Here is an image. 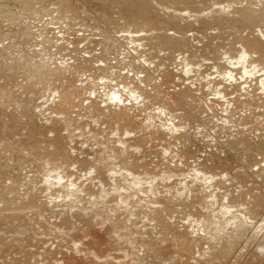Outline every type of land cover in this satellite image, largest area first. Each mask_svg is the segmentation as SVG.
Listing matches in <instances>:
<instances>
[{
  "label": "bare ground",
  "instance_id": "bare-ground-1",
  "mask_svg": "<svg viewBox=\"0 0 264 264\" xmlns=\"http://www.w3.org/2000/svg\"><path fill=\"white\" fill-rule=\"evenodd\" d=\"M7 1L8 0H6V2ZM36 1L37 2H34V0H22V2L19 1L20 3H22V7L24 9L23 11L24 13L23 12L22 13L24 15L26 14V17L28 15V21H27L28 23H25L24 21L26 25H23V27L26 29L27 32H29V30H31L30 28L35 27V25L36 27H38V25H42L43 23H45V26L50 28V30L47 28L49 31L48 34L47 29H45L46 30L45 34L46 35L48 34L47 40H45V35L42 33L44 35V39L42 38L43 40L42 39L40 40L41 43L38 45L40 49L34 44L35 45L34 48H36V50H33L34 48L31 50L33 51V53H35L34 51H37L39 54L38 66L36 65L38 72L34 73L36 74L34 78L32 76V79L30 80L28 79L29 75L30 76L33 75L30 73L33 71L34 68L32 64L27 63L28 56L25 59L27 64L24 65L23 60H22V64L25 66L24 76L26 77V79L24 80L25 81L27 79L29 80V83L31 85L30 87L34 86L33 85L34 82L36 84L38 83L40 89H38L37 87L36 90H39L38 91L39 94L37 95H39L38 96L39 101H42L41 103L43 104H39L38 106L39 109L37 114L38 117L35 118V121L33 122L34 124L30 125V127L28 126L29 129L28 130L26 129L27 132L23 136L19 135L21 138L20 141L13 145L12 151L10 150L13 157H11V155L9 156L12 159L8 158L7 155H4L2 157L3 159L1 165L7 166V164H9L10 171L7 169L8 171L4 172V170L2 169V174L0 173V175H2L0 176V205H2L1 206L2 209L5 210V208H7L9 212L10 210H12L10 208H13V210L11 211L13 214L9 215L6 218V219L9 218V221L7 222H9V226H10L9 229L11 230L10 236L6 238L0 236V260H2L0 264H71V263L77 264L79 261L78 259H80L78 258L79 255H81V257L84 255L83 258L84 260H86L85 258H87V260L90 258H94V259L100 258L101 254H99L100 251L98 248L104 244L103 242L104 240L102 241L103 244L101 245L100 243L102 242L100 241V239L103 238H97V240L96 239L94 240L93 238L97 237L96 232H98L97 234L100 233L99 226H101L100 228H103L102 226H104V222H106L108 225L111 224L113 230L115 226H117L118 229L116 232L112 230L113 233L114 232L115 233L112 236L109 234L111 236V239L110 236L109 239L106 238L109 241L107 240L106 242L105 239L106 246H108L107 244H111V242L112 244H114L115 243L114 239L118 240V238H120L119 240L121 241L125 239L123 241V243H125L124 244L125 246L123 245L124 246L123 250H125L124 253L125 254L127 253V255L134 257L136 260H138L139 263L136 262L135 260V262L138 264L140 263L160 264L161 260L158 261V259H162V258L157 257V253L160 251L165 252L164 250L167 249L166 248L167 245L169 246L170 244H172V240L171 241L169 240L170 235L174 236V237L171 236V239L172 238L175 239V236L176 239L178 238L177 241L173 239L175 242H177L176 245L178 244L179 246L178 253L184 252L185 254H187V258H188L190 256V253H194V251L196 250L198 252L195 254L197 255L199 254L200 257L198 256L199 259L197 260L195 259V260L196 261L199 260L198 262L201 264H205L207 262L206 260L210 258V256L216 258L218 257L217 259L219 260L220 257L222 260H224L226 256L229 257L228 255L230 254L231 251H233L232 248H234V246H232L234 244L233 242H235L237 237H239L237 235L234 236L235 241L232 242L231 245L232 248H230L229 247L230 244L228 241L229 236L234 235L233 232L239 234L240 233L239 231L242 229V227L248 225L250 226L253 223L251 220L252 218L250 219L249 217L253 214L255 215V213H258V210L263 209L264 193H260L257 191L258 193H260V195H257L258 193L255 192L258 198L255 197L256 200L253 202V204L252 202H250L251 200L249 201L248 199L249 195L247 194L249 193V191L248 193L246 192V194L245 192H241L245 190L244 188H242L244 190L240 189L241 191H239L240 195L238 196V198L233 197L230 198L229 200V196L227 197V194L225 196L226 193L225 191H224L225 193L222 194L223 193L222 189L225 187L227 190L228 188L225 186V184L229 182L233 183L235 177H233V179H231L232 175L231 178L229 177L230 174L228 173L230 172V170L227 172L226 171L227 166L225 165H221L220 167H217L214 166L213 163V166H210L208 164L207 165L205 164L204 166L203 165L197 166L196 164L197 162H195V158L193 157V155L190 152H185V150L183 149L184 148L183 142L187 140V136L188 134H190V133L187 134V129L190 128V124L192 125L193 121L190 123V119L192 118L191 114L194 111H192V113L190 114L191 111L187 107L185 108V111L187 112L186 114V112H184V109L182 108L188 106L189 103H190L189 105L190 108L193 105L195 106V104H197V107L199 105V107H202L201 109H204L206 114L211 113L208 115L209 117L214 114L212 118H214L215 120L211 119L210 117L209 121L211 119V121L213 120L214 122H219V121L222 122L224 128L227 127L228 130L230 129L233 130L232 131L233 135L235 132L234 131L235 127L240 126L241 128H243V126H247L246 121L248 120L247 118L249 117H252V120L254 121L252 125H254V127L255 125H259L263 127L262 129L263 131L262 130L261 131L264 132V120H262L261 117L255 116V114L258 111L264 112V31L263 29H261V25L264 24V0H164V1L153 0L155 6V8H153L154 11L152 8H150L147 0L123 1L124 6H128V7L131 6L133 9H136L139 12H149V14L151 13V11L155 12L157 10V4H158L161 7H166L171 10L174 9L179 13V15H181L182 18L186 17L183 14L187 15L188 13L189 14L204 13L208 11L210 8L216 7L214 11H216L217 13L216 15L218 16L217 19L219 18V15L224 17L222 18V20L224 19L228 20L230 19L229 18L230 16L233 17L239 16L238 21L241 20L243 22H246L248 26L249 24H252L257 28L259 27L256 32L257 34H260L258 40H256L254 36L252 37V39L247 38L245 34L244 36L247 39H243V40H238V37H234L233 35H228L227 37H223V38L216 37L217 39L216 38L213 39L217 35L216 34L214 35L213 38L210 36V38H212L213 40L210 39L212 41L209 42L206 41L207 43L205 42V38H204L205 36L203 37L204 39L203 38L200 39L198 41L199 42L198 45L199 46L202 45L200 47L196 45L194 46L193 40L189 36H188L189 39L187 37L186 40H182L178 38V36L176 35L174 37H169L164 35V39L161 38L159 39L157 37L158 25L155 20L149 21L148 19H145L144 24L140 21V25L138 24L139 22H135V23L133 22L129 27L131 21H129L128 18L126 17L125 22L122 25H119L120 23L118 22H120V20H116V19L114 20L113 18V13L117 10L118 4L116 5L115 3L114 6H112V4L109 3V0H80L85 3H88V8L95 11V13L98 15L97 19L92 20L93 24H91L90 21L87 22L88 19L83 22L82 15L75 12L76 10L75 8L77 7V4L76 3L74 4L72 0H36ZM211 5L213 7H211ZM21 8L20 11L23 10ZM2 9L3 7H1V10ZM3 10L1 13H3ZM84 10L86 11L87 9L84 8ZM10 14H9V18H10ZM70 14H72L73 16H71ZM86 14L91 17L89 12H86ZM106 14L112 16V18L108 19V21L112 22V24L114 25L113 27L117 29L116 32H110L108 34L107 32H102L99 30L98 27L99 21L102 22V18L106 16ZM2 16H5V14L4 15L2 14ZM198 17L195 19L197 20ZM2 18L0 19L1 21L7 19V18L4 19ZM15 18L16 17H14V19ZM210 19L212 20V18ZM3 22L1 23L3 24ZM22 22L23 20H21V25ZM211 22L210 24L212 25L213 22L212 23ZM231 22H235V19ZM17 23L15 25H17ZM11 24H14L13 20ZM133 26H135L136 28ZM77 27H81V28L79 30H75ZM94 28L102 33V37L101 36H99V38L96 37L98 35ZM222 28L219 30H224V28L223 29ZM14 29L15 28H13V30ZM130 29H132L131 32L128 31ZM119 30L123 31V33H125L127 36L123 35L121 39H118L115 35ZM124 30L126 32H124ZM4 31H2L3 35L5 33ZM155 31L157 35L154 33ZM7 33H9V31ZM38 33L39 32H37L36 34L38 35ZM131 33L134 36L129 37V34ZM219 33L223 34L224 31L223 32L220 31ZM222 34L219 35L221 36ZM249 35L251 34L249 33ZM25 36L27 39L29 35L25 34ZM11 37H13V35ZM18 37L19 36H17V38ZM17 38H14V40ZM0 39L2 38L0 37ZM3 40H5V38ZM36 40L37 39H35V41ZM2 42L3 41H1V43ZM30 44L32 45V43ZM7 45H5L6 48ZM14 45H17V43ZM42 46H45L44 47L45 50H43L45 54H43L42 52ZM159 47H163L165 49L159 51L158 50ZM8 50H10L11 52V49L8 48ZM23 53L22 54L19 53V54L23 55ZM80 53H85V54L83 57H78ZM17 54H18V50H17ZM206 54H208V56ZM204 55H206V57ZM34 56H36V54ZM201 56L207 59L208 63L204 62L207 65L208 64L210 65V63L212 64L214 60H215L214 62H218L219 60L222 61L223 59L221 58H224V61L226 63L224 64L223 61L222 62L220 61L221 63L219 62L217 63V65L214 64L215 67L211 66V68L213 67L214 69H216L215 71L216 73L215 72L211 73L213 71L212 69H209L210 66L204 70L205 67L202 65L204 58L202 59L201 62V65L204 67L202 68L203 70L199 69V67L201 68L199 63L195 65L196 61L198 62L197 59L202 58ZM209 56L210 58L213 59V61L212 59L207 58ZM32 57L30 56L31 59ZM4 58L7 59L6 57ZM3 59L1 60L3 61ZM15 59H16V55H15ZM209 60L211 62H209ZM14 63L15 62H12L13 65ZM20 63L19 65L18 62L16 64L18 65V68L20 67V69H22ZM222 63L224 66L222 65ZM193 65H195L196 67ZM14 69L15 71L18 70L17 67H15ZM197 69L199 71H197ZM3 72H1V75ZM19 72L21 73L22 71ZM4 74L5 73H3V75ZM14 75L17 77V74ZM12 76L8 75L9 79ZM214 77L217 78L215 79ZM12 79H14V81L12 80L14 83L11 82L10 84L12 85L13 83V87L17 84L18 85L20 84V83L15 84L17 80H15L14 77ZM7 80H6V84H7ZM10 80L8 81L10 82ZM1 82H2L0 83L1 85L3 83L5 84L4 81ZM240 82L241 85L239 86ZM254 83H256L255 85L256 88H260L259 91L261 92V94H259L260 92L259 93L256 92L254 96L252 94L251 95L254 98L256 97L258 99H253L252 97H249L250 93L254 92L252 87L251 88L253 92L249 91L250 89L249 85L253 86ZM41 86L43 88H41ZM245 86L249 87V89H244ZM168 87L172 89L171 91H173L174 89V91L176 92L171 93V91L168 90L170 94L168 95L169 97L167 96L165 97L167 100L166 102H164L162 101L163 99H161L162 97L160 96H164L163 90L165 89L167 90ZM241 87H243L244 90ZM23 89L25 91L27 87L25 88L24 86ZM34 89L35 88L33 87L32 90ZM178 90L179 92L181 90V92L178 93ZM196 90L199 91L197 92ZM237 90H239L240 93L236 92ZM21 92L23 93V91ZM243 92H245V94ZM181 93L184 96H186V99L188 97L189 100L190 99L194 100L195 104L191 103L190 102L191 100L189 102L188 100H186L187 101L186 104L188 105L184 104L183 107V104L181 103L182 99L181 100L179 99V97L181 98L183 96L181 95ZM257 93L260 99L257 96ZM183 100L185 99L183 98ZM17 102L15 101L14 103ZM159 102H162V104L164 103V105L163 106L155 105V104H159ZM195 107L194 109H196L195 112L197 114V111L199 109ZM21 108L22 107H20V110ZM187 109L189 111H187ZM191 109H193V107ZM10 111L11 113H13L12 110ZM27 111L25 112L27 113ZM6 112H8V110ZM194 113L193 115H195ZM206 116H204L205 118L203 117L204 119L201 120L204 122L206 121L204 124L206 125L211 124L210 127H212L213 124H215V126L217 125L216 123L209 122L208 120H206L207 119ZM194 118L196 119V117ZM3 119L5 120V118ZM46 119L50 120L49 122H51V125H49L48 122H46ZM17 120L18 119H16V121ZM252 120L250 121L248 120V122H251ZM0 122L4 123L2 121ZM222 124L218 126L220 127L218 128L219 132L220 130L223 129L221 128ZM249 124L251 123H248V125ZM193 126L196 129L195 125ZM59 127L63 129L62 132L63 134H65V136L60 134L61 132L58 131ZM250 127L251 125L247 129L246 128L245 129L248 130V132H250L251 134H253V131L259 132L260 130V128L258 129V127H255V129L257 128L258 131L254 130L251 127L252 130L249 131ZM241 128H240L241 131L240 133L239 131L237 132L236 130L237 133L235 134V136L239 134V137L243 141H245L248 145L250 143L244 140L247 134L245 133L246 130L242 132L244 128L243 130H241ZM197 129L200 130V128ZM227 129L226 131L229 132ZM203 130L204 131L199 134L200 137H203L201 138L203 139L202 144L206 143L207 142L206 140H209L211 143L212 142L214 143V145L213 143L212 145L215 147V150L219 153V154L216 153V155L223 154L224 147L212 136L211 137L213 139L210 140L211 139L210 134H208L209 129L207 131L205 129ZM0 131H1L0 137H2L0 141L6 149V145H9V142L12 143V139H14L15 130L13 127H8L3 129L0 128ZM213 134L215 135V133ZM220 137L222 136L220 135ZM157 142L161 143L160 146ZM210 142L208 143L210 144ZM152 143L158 144L159 149L157 148L156 144L154 146L158 150H160L161 148V150L163 151V155L165 156L169 155L170 157L172 156L173 159L172 166L173 165L175 166L174 171L168 170L166 168L168 171L166 170L165 172L164 170L161 169L159 162H155L156 159H152L155 161H151V158L150 160L146 159L145 161V159H143V161H141L139 159L134 158V153H138V155L139 154L143 155L145 154L146 151L149 152L151 148L154 149L155 147L150 146L152 145ZM209 144L207 145L208 147ZM68 145L72 147L71 150L73 152V155L72 153L70 154L68 153L67 150ZM210 148H212V146L209 147V149ZM85 149H91V151H94L96 157L94 158V156H92L93 157L92 158L90 155H86V153L84 152ZM39 150L41 151L39 152ZM0 159H1V155H0ZM127 159L132 160V162L136 160L134 161L136 165L134 167L135 168L134 170H132V168L129 167L131 165L133 166L134 163L131 164L130 163L131 161L129 160L130 161L129 162ZM120 160L123 163V165H125L124 163L126 161H128L129 164H127L126 166H123L121 164L122 167L121 166L119 167L118 164L117 165L114 164V162L115 163L117 161L120 162ZM124 160L126 161L123 162ZM147 160H149L150 162ZM174 160L177 161L174 162ZM254 163H258V162H254ZM248 167L249 169L251 168L250 166ZM4 169H6V167ZM239 169L238 172L240 171ZM233 171L232 173H234ZM33 180L35 182H41L39 183L40 186L38 187L39 188L38 190L36 188L35 189L32 188L34 187L32 184ZM96 181H98L97 182L98 185L94 184V182ZM115 182L116 184L122 182L132 183V187L131 189L130 187H126L124 189L125 195H119L118 194L119 189L115 188V186L117 185H114ZM245 184L247 185V183ZM21 188L26 189V191L24 190L25 191L24 195L20 194L21 197L23 195V198L26 196H28L29 198L30 197L29 193L31 195L32 192L31 190L33 189H34L33 191L36 192L38 191L39 197H41L40 199H42L43 197L47 201L45 202L44 200H42L44 201L42 202L39 199V202H42L43 206L49 203L55 205L54 207H56L57 204L55 201H57L60 198L66 199L67 211L64 213L65 215L63 214L64 215L63 218H60L61 217L60 216L58 217L59 219L57 218L56 220L52 219L53 220L52 222L51 218H48L46 216L43 209H38L39 216H34L33 211L35 210L33 208L36 205V200L29 201L31 204V206L29 205L30 208L28 206L27 209L24 208V204L20 202L18 196L15 195V193L20 191ZM30 188L32 189L30 190ZM238 188H240V186H238ZM249 194L251 195V193ZM223 195L226 199L228 198V201L225 200ZM228 195L230 194L228 193ZM252 195L254 194L252 193ZM35 197L38 196H34L32 198ZM21 200L24 201L25 199L24 200L21 199ZM116 201H119L121 204L119 203L117 205H114ZM26 202H28V200ZM101 203H104L105 206H103L104 205L103 204L102 207ZM105 207L107 208V211H104ZM212 207L215 209L218 207L217 212L212 211ZM41 208L43 207L41 206ZM117 208L118 209L122 208L119 210L120 211L122 210L123 212L125 211L126 214L124 215L122 214L123 212H119V210L117 211ZM175 208L178 209V211L184 209L185 212L192 209L195 210L197 208H201L203 210L202 213H200L201 210L200 212L198 211V213L196 211V214H193L189 211V213L187 214L188 216L186 215L185 218L180 217L181 221L183 222L182 228H184L181 230H185V232H187L186 234L184 231H181L179 229L180 227L179 225L177 226V223H180V225H182L181 224L182 222H178L176 220L177 219L176 216H175L176 219L175 217H172L173 215L172 213L177 214L175 212L176 211ZM129 209L131 211L134 210V212L136 210L137 213L136 215H138V217L134 218L136 215L134 214L135 215L134 216L133 213H129L130 212ZM137 211L141 213H138ZM23 213L24 214L26 213L27 217L22 215ZM121 214L124 215V217H122ZM128 214L131 215L128 216ZM139 214L142 215V217L140 215L141 218L139 217ZM21 215L23 216L24 220H26L25 218H28L25 223L24 220H22ZM132 215L134 216L133 221H131ZM182 215L183 217L185 216L184 213L181 214V216ZM168 217L170 218L172 217L173 219L176 220L177 223L174 220H172V224H171L170 222L172 218L169 219ZM138 218L140 221L138 220ZM161 218L163 219L165 218L164 220H166L167 218V220H169L170 224L167 225V227L169 228H166L168 230L165 231L164 226L163 228L162 226H160V228L157 227L159 229H162V231L158 233L157 231L159 229L157 231L156 230L153 231V233L154 232L157 233V234L154 233L155 235H157L155 237L160 238V239H155L153 236L149 235L150 228L148 231L147 226L152 225V223H154V226L158 225L159 224L158 220L160 219V221H162ZM33 219L36 220V222H38V224L40 225V228L43 229L42 233H40L39 236H37L36 238L31 232L33 227L29 225V222ZM135 219L137 220V224L141 222V219L142 222L148 224L151 223V224L144 225L141 223L140 230L138 229L139 225L136 227L138 230L134 228L135 230L140 231L139 233L131 227L135 224L134 222L136 221ZM121 220H123L124 223L127 224L118 225L120 222L123 223V221ZM2 221L4 222L5 220L2 219ZM2 221L0 222L3 223ZM115 221H117V223H115ZM248 222H250L251 224ZM163 223L164 222H162L161 224ZM93 225H98L97 226L98 228L96 227L93 230ZM24 226L27 227V230L29 227V231H26ZM142 227L144 231L142 230ZM104 228L106 229V226H104ZM154 228L157 229L156 227ZM96 229H98V231L95 232ZM106 230H110V229L107 228ZM100 231L102 232V230ZM103 231L105 230L103 229ZM146 231H148L149 233ZM153 233L151 232L152 235H154ZM159 233H161V235ZM47 235H51V237L48 236L49 241L45 239L47 238ZM51 238L54 239L53 243L50 241ZM243 238L240 239L243 240ZM231 239L233 240V237ZM190 240H192L193 244L191 243ZM20 241L21 242L28 241L29 245L28 247L21 249V256H18L20 254H14L15 253L14 251H19L21 247V245L19 244ZM45 241L46 243L47 242L51 243L50 245L49 243L47 245L49 246L48 247L49 249L46 248L47 246ZM121 241H119V243ZM195 241L196 244H194ZM205 241L207 242L209 241L208 244L210 246L206 245L207 243H205ZM237 241L235 242V244H237ZM117 243L118 242L115 243V246H117ZM221 243H223L224 247L227 244V246L230 248V249L227 248L228 250L226 249L228 251L227 253L229 254L228 255L225 254L224 258H222L223 257L222 253H226V250L225 249L223 250V246ZM112 244L109 245V247L112 246ZM164 244L166 246L165 248L163 246ZM190 245L191 247H188ZM144 246L146 247L144 248ZM149 246L153 247L154 250L149 249L150 248ZM205 246L207 247V249L204 248ZM259 246H258L259 250L257 248L258 250L257 253L264 252V244ZM62 247L65 248L67 247L66 249L70 253L74 251L73 252L74 254L73 253L70 254L71 257L73 258V260L71 259V262H69L70 259L68 261L66 257L65 260L60 258L61 260L59 261H57V259H59L57 258L56 260H54L57 261L56 263L54 262L50 263V261H47L49 260L48 258H52V256L55 257L60 255V253L64 251V250L59 251L60 248ZM112 247H114V245ZM138 247L141 248L143 247L144 249L148 248L149 251L151 250L150 252L152 254L149 252L147 255L145 253L146 251L143 248L141 250V248L138 249ZM30 248H32L33 251H30ZM135 248H136L135 250L136 252L134 251ZM175 249H173V251ZM137 250L140 252L142 251V253H145L143 254L142 257H144V255L147 256L142 258L141 253L138 254V255L141 254L140 256L136 255L138 253ZM219 250H223V252L221 251L220 254ZM244 250L245 249H243V251ZM243 251L241 252L243 253ZM104 254L105 253H103V256ZM195 254H193V256ZM15 256L17 258L19 257V259L15 258ZM182 256L184 255L182 254ZM258 256H260V254H258ZM258 256L256 255V257ZM176 257L174 255L167 256L168 258L166 260L167 262L164 264L169 263L168 261H170V264H185V263L187 264L186 261L188 259L183 258L182 261L180 256L179 258ZM194 257L197 258L196 255ZM126 258L128 259L130 257H126ZM190 258L188 260L189 261L188 263H190V261L193 260V259L191 260ZM83 259H80V261ZM94 259H92V261H94ZM46 261L48 263H46ZM198 262L194 264H197Z\"/></svg>",
  "mask_w": 264,
  "mask_h": 264
},
{
  "label": "rangeland",
  "instance_id": "rangeland-1",
  "mask_svg": "<svg viewBox=\"0 0 264 264\" xmlns=\"http://www.w3.org/2000/svg\"><path fill=\"white\" fill-rule=\"evenodd\" d=\"M9 1V2H8ZM7 2H6V0L4 1H2V0H0V19L2 18V19H4V18H9V14H10V18L7 20V19H4L3 21H1V22H3V24L0 22V35H2V36H0L2 39H0V71L1 72H3L4 70V72L3 73H5L4 75H3V73H2V75H3V77H2V75H1V72H0V83H2L1 81H4L5 82V84L3 83L2 85L0 84V86H2V87H0V108L2 109H0V121H2V122H4V123H1L0 122V128L1 129H3V128H8V127H13L14 128V130H15V136H14V139H12V143H10L9 142V145H6V149H5V147H4V145H2V143H1V141H0V155H1V161H0V173L2 174V169L4 170V172H7L8 170L10 171V166H9V164H7V166H2L1 165V162H2V157L4 156V155H7L8 156V158H11V157H13L12 156V153L10 152V150L12 151V147H13V145L15 144V143H17V142H19L20 141V136L19 135H21V136H23L26 132H27V130L29 129V127H30V125H33L34 123V121H35V118L36 117H38V111H39V109H38V106H39V104H43V103H41L42 101H39V95H37V94H39L38 93V91L39 90H36L37 89V87H38V89H40V87H39V85H38V83L36 84L35 82H34V86H32V87H30L31 85H30V83H29V80L30 79H32V76H33V78L35 77V75L36 74H34V73H37L38 72V69H37V66H38V61H39V54H38V52L37 51H34L35 53H33V51H31L33 48H34V46L36 45L37 47H38V45L41 43V39L43 38L44 39V35H45V40H47V38H48V29L50 30V28H48V27H46L45 26V23H43L42 25H38V27H36V25H35V27H33V28H30L31 30H29V32H27L26 31V29L23 27V25H26L25 23H28L27 21H28V15H27V17H26V14L24 15L23 13V11H24V9H23V7H22V3H20V2H22V0H8ZM13 1V2H12ZM16 2V4H15V2ZM123 1H125V0H109V3L110 4H112V6H114V4L116 3V5H117V10L113 13V18H114V20L116 19V20H120V22H118V23H120L119 25H122L124 22H125V20H126V17L128 18V20L129 21H131V23L129 24V27L131 26V24L134 22H139L138 24L140 25V21L144 24V22H145V19H148L149 21H152V20H155L156 21V23H157V25H158V29H157V31H158V35L156 34V31L154 32L156 35H157V37L160 39H164V35H166V36H169V37H174L175 35L176 36H178V38H180V39H182V40H186V38L189 36L190 38H192V40H193V43H194V46L196 45V46H198V47H200V46H202V45H198V41L200 40V39H202L204 36V38H205V42L207 41V42H209V41H212L213 39H215L216 37L217 38H223V37H227L228 35H233L234 37H238V40H243V39H247V38H250V39H252V37L254 36V38L256 39V40H258L259 39V37H260V34H257L256 32H257V30H258V28L256 27V26H254V25H252V24H249V26L247 25V23L246 22H243V21H238L239 20V16H230L229 18L230 19H224V20H222V18H224V17H222L221 15H219V18L217 19V17L218 16H216L217 15V13H216V11H214L215 9H216V7L214 8L212 5H211V7H213V8H210L208 11H206V12H204V13H192V14H187V15H185V14H183L184 16H186V17H181V15H179V13L177 12V11H175L174 9H168V8H166V7H161V6H159L158 4H157V10L155 11V12H153L154 11V9L153 8H155V6H154V2H153V0H147L148 1V3H149V6H150V8H152L153 9V11H151V13L149 14V12H139L138 10H136V9H133L131 6L130 7H128V6H124V2ZM164 1V0H163ZM2 2V3H1ZM34 2H37L36 0H34ZM72 2L75 4H77V7L75 8L76 10H75V12L76 13H79V14H81L82 15V18H83V22L84 21H86L87 19V22L88 21H90L91 22V24H93V21L92 20H94V19H97V17H98V15L95 13V11H93L92 9H89L88 8V3H85V2H83V1H80V0H72ZM112 2V3H111ZM7 3V4H6ZM20 3V4H19ZM73 4V5H74ZM7 6V7H6ZM22 8H21V7ZM1 7H3V9L5 10H3V13H1L2 12V10H1ZM4 7H6V8H4ZM10 8H11V11H10ZM20 8L21 9H23L22 11H20ZM84 8H86L87 10L85 11L84 10ZM213 10V11H212ZM9 11V12H8ZM176 13H175V12ZM211 11V12H210ZM6 12V13H5ZM15 13V15H14V13ZM23 12V13H22ZM86 12H89L90 13V15H91V17L89 16V15H87L86 14ZM168 12H169V14H168ZM171 12V13H170ZM173 12V13H172ZM213 12V13H212ZM19 13H22V14H19ZM212 13V14H211ZM2 14L4 15L5 14V16H2ZM18 14V15H17ZM172 14H174V15H172ZM21 15V16H20ZM71 16H73L72 14H70ZM172 15V16H171ZM175 15H176V17H175ZM178 15V16H177ZM209 15V16H208ZM214 15V16H213ZM17 16H18V18H17ZM22 16H24V17H22ZM180 16V17H179ZM190 16H192V17H190ZM193 16H194V18H193ZM196 16V17H195ZM199 16V17H198ZM213 16V17H212ZM221 16V17H220ZM14 17H16L15 19H14ZM123 17H124V19H123ZM130 17V18H129ZM178 17V18H177ZM198 17V19L196 20L195 18H197ZM202 17H203V19H202ZM235 19V22H231V21H233L234 19ZM19 18H21V19H19ZM23 18H26V19H23ZM112 18V16L111 15H108V14H106V16H104L103 18H102V22L101 21H99V24H98V27H99V30L100 31H102V32H107L108 34L110 33V32H116V30L117 29H115V27H113L114 25L112 24V22H110V21H108V19H111ZM199 18H200V21H199ZM206 20H205V19ZM210 18H212V20L210 19ZM214 18V19H213ZM221 18V19H220ZM13 20V23L14 24H11L12 23V20ZM140 19H142V20H140ZM187 19V20H186ZM189 19V20H188ZM219 19H220V21H219ZM232 19V20H231ZM11 20V21H10ZM18 20V21H17ZM21 20H23V22H22V25H21ZM190 20H192V21H190ZM8 21V22H7ZM20 21V22H19ZM24 21H25V23H24ZM77 21H79V20H77ZM196 21H198V22H196ZM201 21H202V23H201ZM213 23H212V22ZM217 21V22H216ZM219 21V22H218ZM225 21H226V23H225ZM238 21V22H237ZM18 22V23H17ZM200 22V23H199ZM210 22L212 23V25L210 24ZM241 24H240V23ZM246 23V24H243V23ZM17 23V25H15ZM24 23V24H23ZM208 23V24H207ZM221 23V24H220ZM223 23H225V24H223ZM230 25H229V24ZM232 23V24H231ZM2 24V25H1ZM7 24V25H6ZM228 26H227V25ZM6 25V26H5ZM13 25V26H12ZM16 27H15V26ZM19 25H21V26H19ZM115 25H117V24H115ZM208 27H207V26ZM221 25H222V27L224 28V30H219V29H221L222 27H221ZM233 25H235V26H233ZM9 26H10V28H9ZM19 26V27H18ZM44 26V27H43ZM3 27H4V29H3ZM7 27V28H6ZM11 27H12V29H11ZM24 28V30H23V28ZM133 27H135V26H133ZM227 27V28H226ZM263 27V28H262ZM2 28V29H1ZM6 28V29H5ZM13 28H15L14 30H13ZM20 28V29H19ZM22 28V29H21ZM48 28V29H47ZM81 27H77L75 30H79ZM136 28V27H135ZM222 28V29H223ZM226 28V29H225ZM232 28V29H231ZM9 29V30H8ZM18 29V30H17ZM45 29H47V35L45 34L46 33V30ZM95 29V28H94ZM261 29H263V31H264V24H262L261 25ZM5 30V31H4ZM12 30V31H11ZM20 30V31H19ZM38 30V31H37ZM96 30V29H95ZM233 30H234V32H233ZM2 31H4L5 33H4V35H3V32ZM9 31V33H7ZM16 31V32H15ZM25 31H26V33H25ZM93 31V30H92ZM100 31H98V30H96V33H97V35L98 36H96L97 38H99V36H101L102 37V33L100 32ZM129 32H131L132 31V29H130V30H128ZM223 32L224 31V33L222 34V33H219V32ZM229 31V32H228ZM249 31V32H248ZM18 32V33H17ZM21 32V33H20ZM31 32V33H30ZM32 32H33V35H32ZM37 32H39L38 33V35L36 34ZM124 32H126L125 30H124ZM218 32V33H217ZM227 32V33H226ZM14 33V34H13ZM17 33V34H16ZM44 35H43V34ZM229 33V34H228ZM230 33H232V34H230ZM243 33V34H242ZM247 33V34H246ZM249 33L251 34V35H249ZM256 33V34H255ZM6 34V35H5ZM25 34H28L29 36H30V38H29V36H28V38L27 39H29V40H27L26 39V36H25ZM41 34V35H40ZM161 36H160V35ZM218 36H217V35ZM219 34H222L221 36L219 35ZM226 34V35H225ZM238 34H239V36H238ZM244 34H245V36L247 37H245L244 36ZM9 35H10V37H9ZM13 35V37H11ZM15 35V36H14ZM37 37H36V36ZM123 35H126L125 33H123V31H117V33H116V37L118 38V39H121V37L123 36ZM186 35V36H185ZM214 35H216L215 37H214ZM237 35V36H236ZM248 35V36H247ZM258 35V36H257ZM5 36V37H4ZM8 36V37H7ZM17 36H19L18 38H17ZM25 38H24V37ZM33 36H34V38H33ZM40 36V37H39ZM41 36H43V37H41ZM127 36V35H126ZM131 36H134V35H132V33L131 34H129V37H131ZM207 36V37H206ZM210 36L213 38H210ZM242 36V37H241ZM5 38V40H3L4 38ZM31 37H32V39H31ZM36 37V38H35ZM189 37H188V39H189ZM8 38H9V40H8ZM14 38H17V39H15L14 40ZM96 38V39H97ZM184 38V39H183ZM197 40H196V39ZM203 38V39H204ZM216 38V39H217ZM28 41H26V40ZM30 39H31V41L32 40H34V41H30ZM35 39H37L36 41H35ZM42 39V40H43ZM207 39V40H206ZM210 39H212V40H210ZM19 42H18V41ZM21 40V41H20ZM24 41V43H23V41ZM1 41H3L2 43H1ZM9 41V42H8ZM12 41V42H11ZM25 41H26V43H25ZM14 42V43H13ZM17 43V45H14V44H16ZM37 42V43H36ZM206 42V43H207ZM6 43V44H5ZM13 43V44H12ZM21 43H23V44H21ZM30 43H32V45L30 44ZM213 43V42H212ZM8 44V45H7ZM35 44V45H34ZM123 44H125V43H123ZM5 45H7V48H6V46ZM1 46H2V48H1ZM5 46V47H4ZM12 46V47H11ZM28 46H30V47H28ZM33 46V47H32ZM26 47H28V48H26ZM45 46H42V52H43V50H45V48H44ZM6 50H5V49ZM8 48L9 49H11V52H10V50H8ZM15 48H17V49H15ZM19 48V49H18ZM26 48V49H25ZM39 48V47H38ZM238 48H239V46H238ZM4 49V50H3ZM23 49V50H22ZM29 49V50H28ZM40 49V48H39ZM51 49H52V47H51ZM165 48H163V47H159L158 48V50L160 51V50H164ZM2 50V51H1ZM17 50H18V54H17ZM19 50H21V51H19ZM33 50H36V48H34ZM4 51V52H3ZM9 51V52H8ZM24 53H23V52ZM158 51V52H159ZM3 52V53H2ZM216 52V51H215ZM11 53H12V55H11ZM14 53V54H13ZM22 54L23 53V55H20V54ZM31 53H33V54H31ZM36 54V56H34ZM43 54H45V52H43ZM84 54L85 53H80V55L78 56V57H83L84 56ZM164 54V53H163ZM163 54H161V55H163ZM15 55H16V59H15ZM26 55V56H25ZM32 57V56H34V57H32V59L30 58V56ZM207 56H208V54H206ZM206 55H204L205 57H206ZM18 56V57H17ZM22 56H24V57H22ZM27 56H28V58H27ZM4 57H6L7 59H8V61H10V62H8L7 61V59H5ZM10 57V58H9ZM13 57V58H12ZM202 57V56H201ZM205 57H202V58H198L197 60H198V62L196 61V64L195 65H197V63H199V65L201 66V68L199 67V69H201V70H203L202 68H204V70L205 69H207L209 66V69H212V71L213 72H211V73H214L215 71H216V69H214L213 67L211 68V66H214L215 67V65H217V63H219L221 60H219L218 62H214L213 61V59L212 58H210V56L209 57H207V58H209V59H212V64L210 63V65L208 64H206V63H204V62H207L208 63V61H207V59L205 58ZM4 58V59H3ZM24 58V59H23ZM27 58V63L29 64H32V66L34 67L33 68V71L30 73V74H33V75H29V80L27 79L26 81L24 80V79H26V77L24 76V72H25V66L24 65H26L27 63H26V59ZM34 58V59H33ZM38 58V59H37ZM204 58V59H203ZM1 59H3V61L1 60ZM15 59V60H14ZM36 59V60H35ZM201 59V60H200ZM202 59H203V62H202ZM221 59H223L222 61L224 62V64L226 63L225 61H224V58H221ZM6 60V61H5ZM12 60V61H11ZM22 60H23V64H22ZM200 60V61H199ZM206 60V61H205ZM225 60H227V59H225ZM20 61H21V63H20ZM31 61V62H30ZM35 61H37V62H35ZM221 61V62H222ZM3 62V63H2ZM12 62H15L14 63V65L12 64ZM18 62V65H19V63H20V66H21V68L22 69H20V67L18 68V65L16 64ZM201 62H202V65L204 66H202L201 65ZM209 62H211L210 60H209ZM220 62V63H221ZM6 63V64H5ZM35 63V64H34ZM205 64H206V66H205ZM215 64V65H214ZM37 65V66H36ZM195 65H193V66H195ZM221 65V64H220ZM222 65H223V63H222ZM7 66V67H6ZM17 67V71H18V73H17V71H15V67ZM224 66V65H223ZM226 66V65H225ZM5 67V68H4ZM9 67V68H8ZM14 67V68H13ZM196 67V66H195ZM23 68H24V71H23ZM2 69V70H1ZM12 69V70H11ZM13 69H14V72H13ZM20 69V70H19ZM35 69V70H34ZM208 69V70H209ZM10 71H11V73H10ZM19 71H22L21 73L19 72ZM197 71H199L198 69H197ZM12 72H13V74H12ZM207 73H208V71H207ZM216 73V72H215ZM14 75V74H17V77L14 75V76H12V75ZM8 75H10V76H12V77H10V79H9V77H8ZM19 75V76H18ZM21 76H23V77H21ZM28 76V75H27ZM15 78V80H17L16 82H15V84H17V83H20L19 85L17 84V85H15L14 87H13V81H14V79H12V78ZM19 77V78H18ZM5 78V79H4ZM16 78H18V79H16ZM215 79L217 78V77H214ZM213 78V79H214ZM10 80V82L8 81V80ZM23 79V80H22ZM6 80H7V84H6ZM13 80V81H12ZM195 81V80H194ZM9 82V83H8ZM11 82H13L12 83V85L10 84ZM31 82V81H30ZM244 83V82H243ZM9 84V85H8ZM6 85V86H5ZM12 87H11V86ZM21 85V86H20ZM36 85V86H35ZM241 85V82L239 83V86ZM255 85H256V83H254L253 84V86L252 85H249L250 86V89H249V87H246L245 86V88L244 89H249V91L251 92H253V90H254V92L253 93H250V92H248V93H250V95H249V97H252L253 99H258V98H254L253 96H254V94H256V92H260L259 90H260V88H256L255 87ZM8 86V87H7ZM24 86H25V88L27 87V91H26V93H25V91H24ZM33 87L35 88L34 90H32L33 89ZM253 88V90H252V88ZM7 88V89H6ZM19 88V89H18ZM30 88V89H29ZM41 88H43L42 86H41ZM242 89H243V87H241ZM240 88V89H241ZM9 89V90H8ZM23 89V90H22ZM243 89V90H244ZM258 89V90H257ZM11 90V91H10ZM16 90V91H15ZM19 90V91H18ZM32 90V91H31ZM42 90V89H41ZM152 90V89H151ZM150 90V91H151ZM166 90V89H165ZM165 90H163V92H164V96H160V97H162L161 99H163L162 101H164V102H166V96L167 97H169L168 95L170 94V92L168 91V90H172L171 88H167V90H166V92H165ZM177 90V89H176ZM242 90V91H243ZM255 90H257V91H255ZM21 91H23V93L21 92ZM35 91V92H34ZM167 91H168V93H167ZM197 92L199 91V90H196ZM6 92H8V93H6ZM37 92V93H36ZM173 92H176V91H174V89H173V91H171V93H173ZM180 92H181V90H180ZM179 92V90H178V93H180ZM236 92H238V93H240L239 92V90H237ZM17 93V94H16ZM21 93V94H20ZM36 93V94H35ZM244 94H245V92H243ZM258 93H257V96H258ZM13 94H15V95H13ZM23 94V95H22ZM25 94V95H24ZM156 94H157V91H156ZM253 96H252V95ZM259 94H261V92L259 93ZM2 95V96H1ZM7 95H9V96H7ZM17 95H18V97H17ZM180 95V94H179ZM181 95H183L182 93H181ZM11 96V97H10ZM15 96V97H14ZM256 96V95H255ZM259 97V96H258ZM1 98H2V101H1ZM170 98H172V97H170ZM183 98L185 99V100H183ZM252 98H250V99H252ZM11 99V100H10ZM21 99V100H20ZM179 99L181 100V103L183 104V107H184V104H186L187 103V101L186 100H188V102L190 101L191 103H193V104H195V102H194V100H192V99H188V97H187V99H186V96H182L181 98L179 97ZM259 99H260V97H259ZM9 100V101H8ZM17 100H18V102H17ZM262 100V99H261ZM17 102V103H14V102ZM26 101V102H25ZM29 101V102H28ZM182 101H184V102H182ZM193 101V102H192ZM6 102V103H5ZM20 102V103H19ZM19 103V104H18ZM161 103V104H160ZM14 104V105H13ZM28 104V105H27ZM21 105V106H20ZM22 105H24V106H22ZM155 105H161V106H163L164 105V103L162 104V102H159V104H155ZM186 105H188V104H186ZM189 105H190V103H189ZM189 105L188 106H185L184 108H182V109H184V112H186L185 111V108H187L188 107V109L191 111L190 112V114L192 113V111H196V109H194V107L195 108H197V109H199L198 111H197V114H196V112L194 113L195 115H193V113L191 114L192 115V118L190 119V123L192 122V125L190 124V128H188L187 129V134L188 133H190V134H188V136H187V140L185 141V142H183V145H184V150H185V152H190L192 155H193V157L195 158V162H197L196 164H197V166H201V165H210V166H213V163H214V166H217V167H220L221 165H225V166H227V169H226V171L228 172L229 170H230V172L228 173V174H230V178H231V175H232V178L231 179H233V177H235L234 178V180H233V183H231V182H229V183H226L225 184V186L226 187H228L227 188V190H226V188L224 189H222V191H223V193L222 194H224L225 192V196H226V194H227V197L229 196V200H230V198H238V196L240 195V193H239V191H241V190H244V191H241V192H245V194H246V192L248 193V191H249V193H251V195L248 193L247 195H249V197H248V199H249V201L250 202H252V204H253V202L256 200V198H258L257 197V195H260V193H264V166H262V165H264V132H262L263 130V127H261V126H259V125H255V127H258V129L260 128V130H259V132H255V131H253V134H251L250 132H248V130H246L250 125H251V127L254 129V130H256V131H258L257 130V128L255 129V127H254V125H252V123L254 122L253 120H252V117H249V118H247L249 121L250 120H252L251 122H248V120L246 121V123H247V126H243V128H244V130H243V128H241L240 126L238 127H235V132H234V135H233V130L232 129H230V130H228L227 129V127H225L224 128V125L222 124V122H214L213 120L211 121V119H214V118H212L213 116H214V114L213 115H211L210 117H211V119H210V121H209V114H211V113H209V114H206V112L204 111V109H201L202 107H199V105H198V107H197V104H195V106L193 105L192 107H193V109H191L190 107H189ZM3 106V107H2ZM29 106V107H28ZM31 106V107H30ZM10 107H11V109H10ZM20 107H22L21 108V110H23V111H21L20 110ZM24 107V108H23ZM9 108V109H8ZM3 109H4V112H3ZM5 109H7L8 110V112H6L7 110H5ZM14 109H15V111H14ZM187 109V111H189ZM251 109H253V108H251ZM10 110H12L13 111V113H11V111ZM28 110V111H27ZM1 111H2V113L4 114H2L1 113ZM10 111V112H9ZM25 111H27V113L25 112ZM5 112H6V114H5ZM201 112H203V113H201ZM251 112V111H250ZM249 112V113H250ZM9 113V114H8ZM189 113V112H188ZM50 114V113H49ZM48 114V115H49ZM186 114H187V112H186ZM200 114V115H199ZM205 114V115H204ZM4 116V117H2V116ZM5 115H7V116H5ZM10 115V116H9ZM13 115H14V117H13ZM207 115V116H206ZM250 115V114H249ZM18 116V117H17ZM50 116V115H49ZM74 116V115H73ZM196 117V119L194 118V117ZM204 116H206V120H208L209 122H213V123H216L217 125V127L215 126V124H213V126L212 127H210L211 126V124L210 125H206V124H204L205 122L204 121H201L202 119H204L205 117ZM255 116H258V117H261V119L262 120H264V118H262V117H264V112L262 111H258L256 114H255ZM12 117V118H11ZM26 117V118H25ZM27 117H28V119L30 120H28L27 119ZM30 117V118H29ZM32 117V118H31ZM40 117V116H39ZM75 117V116H74ZM204 117V118H203ZM3 118H5V120L3 119ZM26 120H25V119ZM76 118V117H75ZM254 118V117H253ZM9 119V120H8ZM16 119H18L17 121H16ZM38 119H40V118H38ZM192 119H194V120H192ZM198 119V120H197ZM10 120H11V123H10ZM196 120V121H195ZM215 120V119H214ZM41 121V120H40ZM50 120L49 119H46V122H48V124L49 125H51V122H49ZM194 121H195V123H194ZM216 121H218V120H216ZM16 122H17V124H16ZM25 122V123H24ZM22 123V124H21ZM219 123V124H218ZM248 123H251V124H249L248 125ZM26 124V125H25ZM29 124V125H28ZM222 124V126H221V128H223L222 130H224V131H222V130H220V132H219V129L218 128H220V127H218L219 125H221ZM256 124V123H255ZM193 125H195V127H196V129L194 128V126ZM196 125H199V126H196ZM202 125V126H201ZM17 126V127H16ZM25 127V128H23V127ZM29 126V127H28ZM191 126H193V127H191ZM202 128H201V127ZM207 126V127H206ZM215 126V127H214ZM3 127V128H2ZM204 127V128H203ZM250 127V129H249V131H251L252 130V128ZM61 127H59V132H61L60 134H62V135H64L65 136V134H63V129L61 128ZM191 128H192V130H191ZM197 128H200V130H198ZM209 130H208V129ZM213 130H212V129ZM218 130H217V129ZM229 128V127H228ZM236 128H239V129H236ZM240 128H241V130H243L242 132H244L245 130L247 131H245V133H247L246 134V137L244 138V140H246V141H248L250 144H248L247 145V143L245 142V141H243L240 137H239V134H237L236 136H235V134L239 131V133L241 132L240 131ZM246 128V129H245ZM17 129H18V132H17ZM21 129V130H20ZM25 129V130H24ZM27 129V130H26ZM201 129H202V131H201ZM203 129H205L206 131L208 130V134H210V140H212L213 138L214 139H216L223 147H224V152H223V154H221V155H218L219 153L215 150V147L213 146L214 145V143H213V145H212V143L209 141V140H206L207 142L206 143H208V142H210V144H209V147H211L212 146V148H210L209 149V147L207 146L208 144H206V143H204V144H202L203 142H202V140L203 139H201V138H203V137H200L199 136V134L200 133H202L204 130ZM226 129L229 131V132H227L226 131ZM234 129V128H233ZM191 130V131H190ZM210 130H212V131H210ZM215 130H217V131H215ZM236 130H237V132H236ZM262 130V131H261ZM197 133H196V132ZM231 131V132H230ZM260 131H261V133H260ZM1 132V131H0ZM65 133V132H64ZM78 133H80V132H78ZM213 133H215V135L213 134ZM250 133V134H249ZM259 133V134H258ZM1 134V133H0ZM18 134V135H17ZM218 134V135H217ZM222 136V137H220V135ZM195 135V136H194ZM197 135V136H196ZM247 135H249V136H247ZM1 136V135H0ZM213 138H212V137ZM263 136V137H262ZM229 137H231V138H229ZM236 137V138H235ZM249 137V138H248ZM258 137V138H257ZM1 138L2 137H0V140H1ZM16 138V139H15ZM217 138H219V139H217ZM221 138V139H220ZM227 138V139H226ZM229 138V139H228ZM257 138V139H256ZM190 139V140H189ZM225 139H226V141H225ZM261 139V140H260ZM220 140H222V141H220ZM189 141V142H188ZM199 141V142H198ZM258 141V142H257ZM201 142V143H200ZM242 142V143H241ZM158 144H159V146H160V142H157ZM185 143V144H184ZM186 143H188V144H186ZM254 143V144H253ZM5 144V143H4ZM156 143H152V145H150V146H153V147H155L154 145H155ZM158 144H156L157 145V148H158ZM194 144V145H193ZM226 144V145H225ZM244 144V145H243ZM10 145H11V147H10ZM9 146V147H8ZM244 146V147H243ZM3 147V148H2ZM194 147V148H193ZM206 147V148H205ZM214 147V148H213ZM229 147V148H228ZM69 148V149H68ZM71 146L70 145H68V147H67V150H68V153L70 154V153H72V155H73V152H72V150H71ZM156 147L153 149V148H151L150 150H149V152H145V154H139L138 155V153H134V158L135 159H139V160H141V161H143V159H145V161H146V159H149L150 160V158H151V161H155V160H152V159H156V161L155 162H159V165L161 166V169L162 170H164L165 172H166V170L168 169V170H172V171H174L175 170V166L173 167L172 166V156L170 157L169 155L168 156H165V155H163V151L161 150V148H160V150H158ZM41 149V148H40ZM198 149V150H197ZM258 149V150H257ZM2 150H4V151H2ZM187 150V151H186ZM257 150V151H256ZM6 151H8V152H10V153H8V152H6ZM41 150H39V152H40ZM87 151V152H86ZM91 153H90V152ZM4 152V153H3ZM84 152L86 153V155H90L91 157L92 156H94V158L96 157L95 156V152L94 151H91V149H85L84 150ZM205 152V153H204ZM260 152V153H259ZM201 153H202V155H201ZM216 153H218L217 155H216ZM227 153V154H226ZM93 154V155H92ZM254 154V155H253ZM9 155H11V157L9 156ZM153 155V156H152ZM207 157H206V156ZM162 156V157H161ZM164 156V157H163ZM219 156V157H218ZM144 157V158H143ZM148 157V158H147ZM217 159H216V158ZM244 157V158H243ZM93 158V157H92ZM242 158V159H241ZM12 159V158H11ZM198 161H197V160ZM213 159V160H212ZM230 159H231V161H230ZM128 161L130 160V159H127ZM149 160H147V161H149ZM219 160V161H218ZM221 160H222V162H221ZM242 160V161H241ZM246 160V161H245ZM126 160H124L123 162H125ZM128 161H126L124 164L125 165H123V163L121 162V160H120V162L119 161H117L116 163L114 162V164L115 165H119V167L121 166L122 167V165L123 166H126L127 164H129V162L131 163V164H133L134 163V161H136V160H134L133 162H132V160H130L129 162ZM177 160H174V162H176ZM237 161V162H236ZM150 162V161H149ZM206 162V163H205ZM230 162V163H229ZM235 162V163H234ZM245 162V163H244ZM251 162V163H250ZM254 162H260L259 164L258 163H254ZM238 163V164H237ZM10 164H11V162H10ZM122 164V165H121ZM234 164V165H233ZM257 164H258V166H257ZM163 165V166H162ZM229 165V166H228ZM238 165V166H237ZM251 165H253V166H251ZM129 166V165H128ZM136 165H135V163H134V165L132 166H129V167H131L132 168V170H134ZM248 166H250L251 168L249 169V167ZM6 167V169H4ZM118 167V166H117ZM242 167V168H241ZM257 167V168H256ZM124 168V167H123ZM128 168V167H127ZM167 168V169H166ZM237 168V169H236ZM240 168V169H239ZM8 169V170H7ZM130 169V168H129ZM238 169L240 170L239 172H238ZM242 169V170H241ZM255 169V170H254ZM6 170V171H5ZM131 170V169H130ZM167 170V171H168ZM234 170V171H233ZM243 170H245V171H243ZM263 170V171H262ZM232 171L234 172V173H232ZM243 171V172H242ZM89 172V171H88ZM85 173V172H84ZM262 173V174H261ZM235 175V176H234ZM247 175V176H246ZM0 176H2V175H0ZM237 176V177H236ZM261 178H260V177ZM251 177V178H250ZM259 177V178H258ZM237 178V179H236ZM3 179V178H2ZM1 179V180H2ZM244 179V180H243ZM253 179V180H252ZM237 182H236V181ZM239 180V181H238ZM3 181V180H2ZM235 181V182H234ZM245 181V182H244ZM250 181V182H249ZM98 181H96V182H94V184H96V185H98V183H97ZM254 182V183H253ZM39 183H41V182H35L34 180H33V182H32V184H33V186L34 187H32V188H36L37 190L39 189L38 187L40 186V184ZM245 183H247V185L248 184H250V185H246ZM259 185H258V184ZM28 184V183H27ZM237 184V185H236ZM252 184H254V185H252ZM114 185H117V186H115V188H118L119 189V192H118V194L119 195H125V191H124V189L126 188V187H130V189H131V187H132V183H125V182H122V183H118V184H116V182H115V184ZM126 185H128V186H126ZM229 185V186H228ZM245 185V186H244ZM252 185V186H251ZM257 185V186H256ZM238 186H240V188H238ZM244 186V187H243ZM250 186H251V188H250ZM80 187V186H79ZM235 187V188H234ZM260 187V188H259ZM32 188H30V190L32 189ZM234 188V189H233ZM237 188V189H236ZM242 188H244V189H242ZM247 188V189H246ZM33 189V190H34ZM241 189V190H240ZM26 191V189L25 188H21L20 189V191H18V192H16L15 193V195H17L18 196V199H19V201L20 202H22L23 204H24V208H26L27 209V206L29 207V205L31 206V204H30V202L29 201H32V200H36V205L34 206V210L35 211H33V214H34V216H39L38 215V209H43V211L45 212V214H46V216L48 217V218H51V221L53 222V220H56V218L57 219H59L58 217H60V218H63V216L65 215L64 213L67 211L66 210V199H63V198H60V199H58L57 201H55L56 202V204H57V206L56 207H54L55 205H52V204H49V203H47V204H45L44 206H43V204H42V202H47L43 197H42V199H40L41 197H39V194H38V191L36 192V191H33V190H31L30 192H31V195H30V193H29V198H28V196H26L27 197V199H26V197H24L23 198V195H24V192ZM234 190V191H233ZM225 191V192H224ZM236 191V192H235ZM260 192V193H258V192ZM23 192V193H22ZM34 192V193H33ZM258 193L257 195H256V193ZM37 195H36V194ZM228 193L230 194V195H228ZM235 193V194H234ZM239 193V194H238ZM252 193L254 194V195H252ZM20 194H23L22 195V197L20 196ZM236 194H237V196H236ZM34 196H38V197H35V198H32V197H34ZM205 196V195H204ZM206 197V196H205ZM223 197H224V195H223ZM256 197V198H255ZM225 198V197H224ZM253 200H252V199ZM21 199H25L26 201L28 200V202H26L25 200L24 201H22ZM29 199H31V200H29ZM39 199L42 201V200H44V201H42V202H39ZM90 200H92V199H90ZM225 200H227L228 201V198L226 199L225 198ZM18 201V202H19ZM92 201H94V200H92ZM226 201V202H227ZM25 202V203H24ZM28 203V204H27ZM120 202L119 201H116L115 203H114V205H117V204H119ZM104 203H101V206L103 205ZM121 204V203H120ZM47 205V206H46ZM1 206L2 205H0V221H2V219H4L5 221V223L3 224V223H1L0 222V236H3V237H9L10 236V232H11V230L9 229V222H7V221H9V218L8 219H6L9 215H12L13 213L11 212L12 210H13V208H10V209H12V210H10V212H9V210L7 209V208H5V210L4 209H2L1 208ZM41 206L43 207V208H41ZM53 206V207H52ZM103 206H105V204L103 205ZM102 206V207H103ZM107 207V206H106ZM104 208V211H107V208ZM114 207H116V206H114ZM30 208V207H29ZM46 208V209H45ZM54 208V209H53ZM101 208V207H100ZM119 209H122V208H119ZM118 208H117V211L119 210ZM198 209V210H197ZM197 209H192V210H188L187 212H185V210L184 209H182V210H180V208H179V210L180 211H178V209H176L175 208V212L178 214V212H179V214L181 213V214H183L184 213V217H183V215L181 216V214L178 216L177 214H175V213H172L171 215H172V217H177V219H176V217H175V219L178 221V222H182L181 221V219H180V217H182V218H185L186 217V215L189 213V211L191 212V213H193V214H196V211H197V213H198V211L200 212V210H201V212L200 213H202V209L201 208H197ZM217 209H218V207L215 209V208H213L212 207V211H214V212H217ZM130 210V209H129ZM183 210H184V212H183ZM109 211V210H108ZM183 213H182V212ZM6 212H7V214H6ZM119 212H123L122 210L120 211L119 210ZM125 212V211H124ZM122 213V214H126V212L125 213ZM138 212V211H137ZM9 213V214H8ZM11 213V214H10ZM129 213H133V215L135 214H137L136 213V210H135V212H134V210H130V212ZM138 213H141V212H138ZM64 214V215H63ZM121 214V216L122 217H124V215H122ZM175 214V215H174ZM247 214H248V212H247ZM22 215H24L25 217H27L26 216V213L24 214H22ZM21 215V218H22V220H24L23 219V216ZM131 215V214H130ZM129 214H128V216H130ZM131 216L132 217V220L131 221H133L134 220V218H137L138 217V215H134V216ZM140 215L141 214H139V217H140ZM188 216V215H187ZM250 216V215H249ZM252 216V217H251ZM249 218L252 220V224L250 223L251 222V220H250V222H248V223H250L251 225L249 226H244V227H242V229L239 231L240 233L239 234H237V233H234L233 232V234L234 235H231V236H229V238L231 239L232 237H233V240L231 241L229 238H228V241H229V244H230V248H232L231 247V245H232V242L233 241H235L234 240V236L235 235H237V236H241L240 238H243V240H241L239 237H237V239H236V237H235V239H236V241L237 240H240V241H237V244H235V242H233L234 244L232 245V246H234V248H232L233 249V251H231L230 252V254L229 253H227L228 251V249H230L228 246H227V244H226V246L224 247L223 246V243H221L222 244V246H223V250L225 249H227L226 250V253H222V258H224L225 256V254L226 255H228L229 257H225V259L224 260H222L221 259V257H220V260L219 259H217L216 257H211L210 256V258H208L206 261L207 262H209L210 264H264V252H261V251H259V252H261V253H257V251L259 250V247H261V246H259V245H263L264 244V207H263V209H260V210H258V213H255V215L253 214V215H251ZM134 217V218H133ZM141 217H142V215H141ZM140 217V218H141ZM171 217V218H172ZM128 218V217H127ZM169 219H171L170 217H168ZM26 220L28 219V218H25ZM53 219V220H52ZM131 219V218H130ZM162 219V221H160V219L158 220V225H156V226H154V223H152V225H149V224H151V223H145V222H142V219H141V222H139V224H137V220L136 221H134L135 222V224L133 225V226H135V227H133V226H131L133 229L135 228V229H137L136 227L138 226L139 228V230L141 229V223L142 224H147V225H149V226H147V230L149 231V228H150V233L148 232V231H146V232H148L149 233V235L150 236H153L155 239H160L159 237H155V236H157V235H155V234H157L158 232H160V231H162V229H159L160 228V226H162V228H163V226L165 227V231H167L168 229H166V228H169V227H167V225H169L170 223L172 224V220H174L175 222H176V220L175 219H171V222L169 223V220H167V218H166V220H164L163 218H161ZM26 220H24V223L26 222ZM89 220V219H88ZM138 220H139V218H138ZM180 220V221H179ZM121 221H123V220H121ZM140 221V220H139ZM166 221V222H165ZM168 221V222H167ZM174 221H173V224H174ZM162 222H164L163 224H161ZM58 223V222H57ZM106 222H104V226H106V229L108 228V229H110V230H106L105 228H104V226H102L103 228H100L101 226H99V234L101 235H99V234H97L98 232H96V231H98V229H96L95 230V232H96V235H97V237L96 238H93L94 240L96 239L97 240V238H103V239H100V241L102 242L103 240V242H104V244H103V242L102 243H100L102 246L101 247H99L98 249H99V251H100V253L99 254H101V256H100V258L101 257H103V258H90V259H88L87 260V258H85L86 260H84L83 258H84V255L81 257V255H79L78 256V258H80V259H83V260H81L80 261V259H78L79 261H78V263L77 264H138L139 263V261L138 260H136L134 257H131V256H129V255H127V253L125 254L124 252H125V250H123L124 249V244L125 243H123V241L125 240H119L120 238H118V240L117 239H114V242L116 243V242H118L119 243V241H121L120 243H119V245H118V243H117V246H115V243L114 244H112V242H111V244H112V246L114 245V247H112V246H110L109 247V245H111V244H107L108 246H106V244H105V239L106 238H108L109 239V236L111 235H113L118 229H117V226H115L114 227V225H116V224H114L113 225V227H114V230H113V228L111 227L112 225L111 224H107L108 225V227H107V225L105 224ZM115 223H117V221H115ZM155 223H157V222H155ZM177 223V222H176ZM19 224H20V222H19ZM18 224V225H19ZM123 225V224H127V223H124V221H123V223L122 222H120L118 225ZM182 225H180V223H177V226L179 225L180 227H179V229L181 230V229H184V228H182V226H183V222L181 223ZM29 225L31 226V227H33V229L31 230V232H32V234L34 235V237L36 238L37 236H39V234L40 233H42V231H43V229H41L40 228V225L38 224V222H36V220H31L30 222H29ZM4 226V227H3ZM98 225H93V230L97 227ZM110 226V227H109ZM143 226V225H142ZM152 226V227H151ZM25 227V229H26V231H29V227H28V230H27V227L26 226H24ZM80 227V226H79ZM144 227V226H143ZM143 227H142V230H143ZM146 227V226H145ZM154 227H159V228H157V229H155ZM36 228V229H35ZM98 228V227H97ZM116 228V229H115ZM262 228V229H261ZM103 229L105 230V231H103ZM134 229V230H135ZM137 229V230H138ZM159 229V230H158ZM100 230H102V232L100 231ZM115 231L114 233H113V231ZM137 230H135V231H137ZM152 230V231H151ZM157 231V233L156 232H154L153 233V231ZM163 230V231H164ZM112 233H111V232ZM144 231V230H143ZM143 231H141V232H143ZM181 231H184L185 232V230H181ZM104 232V233H103ZM110 232V233H109ZM132 232H133V230H132ZM137 232H139L140 233V231H137ZM137 232H135V233H137ZM151 232L154 234V235H152L151 234ZM184 232H182V233H184ZM92 233H93V231H92ZM134 233V234H135ZM187 232H185V234H186ZM253 233V234H252ZM259 233V234H258ZM261 233V234H260ZM110 234V235H109ZM160 235H161V233H159ZM83 235V234H82ZM99 235V236H98ZM104 235V236H103ZM160 235H158V236H160ZM48 236L49 237H51V235H47V238H45V239H47L48 241H49V239H48ZM111 236H110V239H111ZM115 236V235H114ZM171 236L172 235H170V237H169V240L171 241L172 240V244H170L169 246L171 247V250H170V247L167 245V247L165 246V244L163 245L164 246V248L166 247L167 249H165L164 251L165 252H162V251H160V252H158L157 253V257H159V258H162V259H158V261L159 260H161V263L160 264H162V262H163V264L164 263H166L167 261V256H175L176 257V255H177V253H178V249H179V246H178V244L176 245V243L177 242H175V241H177V239H176V236H175V239L174 238H172L171 239ZM187 236V235H186ZM172 237H174V236H172ZM185 237V236H184ZM21 238H23V237H21ZM53 238V237H52ZM51 238V242L53 243L54 241V239H52ZM239 238V239H238ZM44 239V240H45ZM108 239H106V242H107V240ZM175 241H174V240ZM43 240V239H42ZM116 240V241H115ZM192 240H194V239H192ZM192 240H190L191 241V243H192ZM99 241V242H100ZM109 241V240H108ZM181 241V240H180ZM210 241V240H209ZM209 241L207 242V241H205V243H207L206 245H209L208 243H209ZM231 241V242H230ZM27 242V243H26ZM174 242V243H173ZM211 242V241H210ZM227 242V241H226ZM241 242V243H240ZM45 243H46V241H45ZM48 243H49V245L51 244L50 242H47L46 243V246L48 245ZM240 243V244H239ZM19 244L21 245V247H20V249H19V251H14L15 253L14 254H20V255H18V256H21V249H23V248H25V247H28V245H29V243H28V241H23V242H19ZM193 244V243H192ZM194 244H196V241H195V243ZM121 245H122V247H121ZM124 245V246H123ZM174 245V246H173ZM202 245V244H201ZM205 245V244H204ZM239 245V246H238ZM45 246V247H46ZM105 246V247H104ZM177 246V247H176ZM210 246V245H209ZM209 246H208V248H209ZM236 246H237V248H236ZM259 246V247H258ZM49 246H47L46 248H48ZM51 247V246H50ZM108 249H107V248ZM146 246H144V248H145ZM150 247V246H149ZM168 247H169V249H168ZM188 247H191V245L190 246H188ZM248 247V248H247ZM64 248V249H63ZM67 248V247H66ZM65 247H62V248H60V250L59 251H63V252H61L60 253V255H58V256H52V258H48L49 260H47V261H50V263L52 262H54V263H56L57 261H59V260H61V259H63V260H65V257H66V259H68V261H69V259H70V261L69 262H71V259L73 260V258L71 257V253H73V252H69V251H67V249H66ZM104 250H103V249ZM112 248V249H111ZM122 248V249H121ZM137 248V247H136ZM136 248L134 249V251L136 250ZM141 247H138V249H140ZM143 248V247H142ZM142 248H141V250H142ZM143 248V249H144ZM163 248V249H164ZM177 250H176V249ZM205 249H207V247L205 246L204 247ZM257 248H258V250H257ZM28 249V248H27ZM49 249V248H48ZM101 249V250H100ZM147 249V250H146ZM146 249H144L145 251H143V252H145L147 255H148V253L151 251H149L148 250V248H146ZM149 249H153V247H150ZM173 249H175L174 251L176 252H174L173 251ZM197 249V248H196ZM231 249V250H232ZM243 249H245L244 251H243ZM111 252V254H110V252ZM116 250V251H115ZM121 250H123V251H121ZM154 250V249H153ZM169 250V251H168ZM193 250H195V249H193ZM223 250H219V252H220V254H221V251L223 252ZM240 250V251H239ZM256 250V251H255ZM28 251V250H27ZM30 251H33L32 250V248H30ZM35 251V250H34ZM65 251H66V253H65ZM241 251H243V253L241 252ZM107 252H108V255H107ZM113 252V253H112ZM136 252V251H135ZM137 254L136 255H138L139 253H141L140 255H141V257L143 256V254H145V253H142V251L140 252V251H138L137 250ZM198 251H194V253H190V256L187 258V254H185L184 252H179L180 253V255H179V253H178V255H177V257L176 258H179V256L181 257V259H182V261H183V258L184 259H188L189 260V258L192 260L193 259V257L196 255L197 256V258L196 257H194V261L192 260V261H190V263H188L189 261L187 260L186 262H187V264H194V263H196V262H198V261H196L197 259H199V254L197 255V254H195V253H197ZM233 252V253H232ZM103 253H105L104 254V256H103ZM151 253V252H150ZM154 253H156V252H154ZM153 253V254H154ZM164 253V254H163ZM255 253H257V254H255ZM13 254V255H14ZM74 254V253H73ZM152 254V253H151ZM160 254H161V256H160ZM182 254L185 256H182ZM192 254V255H191ZM193 254H195L194 256H193ZM258 254H260V256H258ZM25 255V254H24ZM24 255H23V257H24ZM38 255V254H37ZM54 255H55V253H54ZM65 255V256H64ZM127 255V256H126ZM140 255H138V256H140ZM147 255H144V257L145 256H147ZM166 255V256H165ZM239 255V256H238ZM255 255V256H254ZM256 255L258 256V257H256ZM163 256H165V257H163ZM199 256V257H198ZM251 256H253V257H251ZM108 257H111V258H108ZM126 257H130V258H126ZM144 257H142V258H144ZM209 257V256H208ZM243 257V258H242ZM15 258H17L16 256H15ZM57 258H59V259H57ZM61 258V259H60ZM106 258V259H105ZM118 258H119V260H118ZM213 258V259H212ZM250 258V259H249ZM6 259V258H5ZM8 259V258H7ZM17 259H19V257L17 258ZM57 259V261H54V260H56ZM92 259H94V261H92ZM96 259H98V260H96ZM103 259V260H102ZM117 259V260H116ZM122 259V260H121ZM127 259V260H126ZM164 259H165V262H164ZM196 259V260H195ZM210 259V260H209ZM216 259V260H215ZM242 259V260H241ZM9 260V259H8ZM53 260V261H52ZM101 262H100V261ZM113 260V261H112ZM135 260H136V262H138V263H136L135 262ZM163 260V261H162ZM215 260V261H214ZM220 262H219V261ZM235 260V261H234ZM237 260V261H236ZM46 261V263H48ZM67 261V260H66ZM67 261V262H68ZM83 261V262H82ZM98 261V262H97ZM211 261V262H210ZM213 261V262H212ZM225 261V262H224ZM240 261V262H239ZM0 262H2V260H0ZM93 262H95V263H93ZM169 263H167V264H170V261H168ZM185 262V261H184ZM194 262V263H193ZM206 262V263H207ZM222 262V263H221ZM239 262V263H238ZM76 263V262H75ZM199 263V262H198ZM197 263V264H198ZM205 263V262H204ZM205 263V264H206ZM209 263H207V264H209ZM71 264H74V263H71ZM141 264V263H140ZM186 264V263H185ZM199 264H201V263H199Z\"/></svg>",
  "mask_w": 264,
  "mask_h": 264
}]
</instances>
